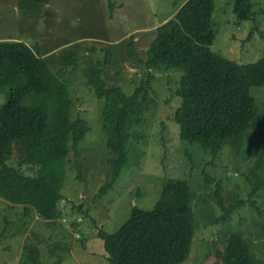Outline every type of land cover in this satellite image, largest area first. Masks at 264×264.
<instances>
[{
	"label": "trees",
	"instance_id": "obj_1",
	"mask_svg": "<svg viewBox=\"0 0 264 264\" xmlns=\"http://www.w3.org/2000/svg\"><path fill=\"white\" fill-rule=\"evenodd\" d=\"M26 1L45 5L51 0ZM229 4H233L237 18L250 20L255 30L257 15L264 13V7L257 13L253 0H229ZM109 5L113 7L112 2ZM215 9L216 0H186L148 37L144 58L138 52V41L132 39L127 44L129 57H139L145 71L133 80L131 94L117 83L107 84L104 67L113 59L111 49L103 48L104 60L90 68L87 84L98 98L105 99L102 128L107 149L114 155L109 160L113 166L111 178L97 196L111 190L125 169L139 165L144 154L139 146L146 140L149 143L146 112L155 104L151 98L155 78L151 69L163 66L183 71L176 89L181 104L172 120L182 140L200 143L210 155L201 169L205 183L214 186L216 203L223 211L220 219L229 218L235 207L226 203L223 180L208 169L225 146L244 158L246 143L256 145L257 152L245 155L246 168L240 176L248 178L253 192L264 190V120L250 92L252 86H264V56L240 63L213 50ZM92 50L96 52L97 48ZM40 51V44L0 39V95L7 94L0 106V197L9 206L22 205L24 214H32L34 221L57 226V220L66 218L60 203L69 151L73 149L78 155L90 126L78 111L66 82L76 65L53 72ZM63 59L75 63L77 55L69 53ZM16 141L27 144L24 152L10 161ZM187 155L191 167H196L194 155ZM252 204L257 206L254 201ZM77 208L89 213L83 206ZM92 221L97 224L96 219ZM70 227H78L77 220ZM196 228L192 185L186 179L169 178L152 208L135 205L116 232L100 227L97 235L110 264H178L189 257ZM213 255L222 264H264V256L238 231H231L224 247L215 248Z\"/></svg>",
	"mask_w": 264,
	"mask_h": 264
},
{
	"label": "rangeland",
	"instance_id": "obj_2",
	"mask_svg": "<svg viewBox=\"0 0 264 264\" xmlns=\"http://www.w3.org/2000/svg\"><path fill=\"white\" fill-rule=\"evenodd\" d=\"M185 1L51 0L42 5L26 0H0V39H18L31 46L40 44V52L53 72L76 65L66 82L78 111L90 126L78 155L73 149L69 151L62 188L64 198L60 203L66 218L57 220V226L34 221L32 214H24L22 205L9 206L0 197V264H110L98 229L103 227L114 233L135 205L152 208L169 178L186 179L192 185L197 224L190 255L178 264H222L213 253L215 248L224 247L231 231L244 234L253 249L264 256V190L253 192L248 178L240 176L246 168L245 155L257 152L256 145L246 143L242 153L245 159L225 146L215 165L208 169L223 180L226 203L235 207L229 218L220 219L223 211L216 203L214 186L205 183L201 169L210 155L200 143L182 140L172 120L181 104L176 93L183 74L179 68L151 69L155 76L151 98L155 104L146 112L149 143L146 140L139 146L144 152L139 165L125 169L111 190L97 196L111 178L113 166L109 160L114 155L107 149L102 128L105 99L98 98L87 84L90 68L104 60L103 48L111 49L113 59L104 67L107 84L117 83L131 94L135 88L133 80L145 71L139 57H129L127 44L132 39L138 41V52L144 58L148 37L153 36L157 26L172 18ZM253 1L258 13L264 0ZM213 21L217 30L213 50L240 63L264 56V13L257 15L254 30L250 20L237 18L229 0H216ZM69 53L77 55L75 63L63 59ZM250 92L264 120V86H252ZM6 99L7 94L1 93L0 106ZM261 126L264 129V123ZM26 144L27 141L14 142L10 161L24 152ZM188 152L194 155L196 167H191ZM78 206L89 213L79 211ZM76 220L78 227L72 229L71 222ZM4 229L7 230L3 236ZM6 246L10 249L5 250Z\"/></svg>",
	"mask_w": 264,
	"mask_h": 264
},
{
	"label": "bare ground",
	"instance_id": "obj_3",
	"mask_svg": "<svg viewBox=\"0 0 264 264\" xmlns=\"http://www.w3.org/2000/svg\"><path fill=\"white\" fill-rule=\"evenodd\" d=\"M65 221V219H63Z\"/></svg>",
	"mask_w": 264,
	"mask_h": 264
}]
</instances>
